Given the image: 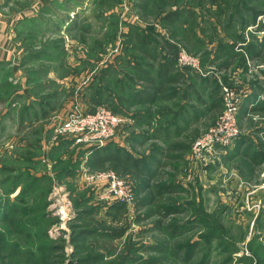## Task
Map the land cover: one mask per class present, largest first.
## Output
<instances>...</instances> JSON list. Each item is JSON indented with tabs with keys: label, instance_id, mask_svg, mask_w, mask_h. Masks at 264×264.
I'll list each match as a JSON object with an SVG mask.
<instances>
[{
	"label": "rangeland",
	"instance_id": "1",
	"mask_svg": "<svg viewBox=\"0 0 264 264\" xmlns=\"http://www.w3.org/2000/svg\"><path fill=\"white\" fill-rule=\"evenodd\" d=\"M147 2L143 12L141 0H0V18L6 24L12 20L2 52H18L15 64L0 63V206L14 208L10 223L0 220V264H264V194L239 193L226 180L230 172L218 166L228 147L194 149L224 110L222 87L244 97V81L264 76V58L254 63L245 51L264 24V0ZM187 11L195 24L185 20ZM172 12L177 16L167 19ZM76 20L84 21L85 29L73 35L69 28ZM141 33L149 43L140 47L155 50L156 59L158 49L171 43L168 60L178 70L214 78L221 105L191 142L181 138L184 158L178 155L181 162L163 169L162 176L149 178L152 171L142 175L141 169L125 165L81 167L83 146L92 151L113 141L127 144L128 138H122L126 126H119L102 147L77 144L71 135L56 134L58 122H44L45 106L54 101L49 93L62 90L67 96L64 87L73 85L67 96L72 107L64 115L74 108L83 113L107 109L99 104L81 108L80 97H87L94 72L110 61L118 75L124 74L120 54L133 48L132 34ZM228 45L241 57L225 69L230 64ZM76 55L83 58L76 80L66 76L60 85L48 79L49 71L66 74V64ZM181 56L192 59L194 67L185 68ZM237 127L240 131L238 120ZM67 139L74 148L62 146ZM109 172L126 179L133 190V199L118 209L111 207L119 200H103L104 181L84 180V174ZM219 179L224 183L219 185ZM150 183L151 192L162 185L165 190L152 196L151 205L140 206L149 194L144 185ZM210 183L219 187L215 190Z\"/></svg>",
	"mask_w": 264,
	"mask_h": 264
},
{
	"label": "crops",
	"instance_id": "2",
	"mask_svg": "<svg viewBox=\"0 0 264 264\" xmlns=\"http://www.w3.org/2000/svg\"><path fill=\"white\" fill-rule=\"evenodd\" d=\"M189 14L192 13L187 11L185 20L188 19L191 24H195V20H191L195 19L194 15ZM78 20H76L77 24L72 21L73 24L69 28L73 35L84 32L85 26L82 23L84 21L80 23ZM11 21L9 19L6 24V20L0 18V63L8 61L15 64L18 60V52L13 54L12 48L7 54L2 52V46L8 37L5 36L6 30L12 24ZM93 27L95 26L90 28ZM259 34L251 35V38L254 36L256 40L258 39V42H255L254 38V43L250 45L251 54H248V59L254 63L264 58V47L260 46L263 35L259 36ZM138 35L132 34L131 40L129 39V44L131 46L132 43L133 48L125 50V54H120L119 62L124 74L121 72L118 75L116 66H113V61H110L97 74L94 72L92 82H96L90 83L87 97L84 100L80 97L79 103L81 108L85 109H93L98 104L103 105L112 113L122 116L126 121L124 124L127 129V132L122 134V138H128L127 144L115 141L113 143L118 144L124 153L141 160V171L150 166L153 177L157 176L156 174L162 176L163 169L175 168L177 163L181 162L178 156L183 153V148L178 146L181 138L187 137L191 142L199 131L208 127V120L215 116L212 113L214 111L216 113L218 106L221 105L220 91L214 78H207L190 70H178L171 63V59L168 60L170 57L167 51L173 47L171 43L166 42V48L163 46V50L158 49L160 59H156L155 50L150 52L140 47V45L144 46V43H149L146 34ZM228 46L226 48H229L230 52L225 56L229 57L230 64L224 66L225 69L241 57L240 53L234 52L233 47ZM6 47L4 44V48ZM133 55L137 58L134 63L130 58ZM73 59L70 64H66L69 68L66 74L58 76L49 71L48 79L60 85H62V78L66 76H68L67 81L76 80L74 77H77L76 74L79 75L76 70L80 67L83 58L76 55ZM148 63H151V66ZM147 80L150 82L148 83ZM244 85L245 96L237 116L241 132L228 150L222 153L221 166L218 168L221 167V171L228 169L231 175L227 176L226 180L229 178V183L236 185L239 193L243 191L242 193L264 194V179L261 176L263 172L261 170H264V76L251 82L244 81ZM64 88L67 90V96L69 91H73V85L71 89L68 86ZM58 95L61 96L60 100ZM67 96L63 95L62 90L57 95L49 93L50 100L54 101L45 106L47 113L43 114L44 122L48 123L51 120L58 122L64 119V112L70 106L72 107V104H68ZM58 101L59 104H57ZM216 104L217 107H215ZM71 140H61L62 146L74 148ZM87 149L84 146L81 148L82 157L79 159L81 167L86 165L89 168V162L97 153ZM182 155L184 158L185 154ZM141 173L143 175V171ZM215 183L210 185L216 190L220 184L224 183V180L219 179L218 186ZM190 185L192 187V182Z\"/></svg>",
	"mask_w": 264,
	"mask_h": 264
},
{
	"label": "built area",
	"instance_id": "3",
	"mask_svg": "<svg viewBox=\"0 0 264 264\" xmlns=\"http://www.w3.org/2000/svg\"><path fill=\"white\" fill-rule=\"evenodd\" d=\"M263 35V32H260ZM181 62L185 68L191 69L193 60L181 56ZM185 65H189L188 67ZM223 112L217 124L198 140L194 149L206 148H227L240 135L237 127V116L243 102V96L235 93L227 87H222ZM126 121L105 108L95 113H83L75 108L59 120L56 126V134L71 135L77 144H84L87 147H102L114 139L116 130ZM88 183H99L104 181L106 187L103 200L116 199L122 204L129 203L133 199V190L126 179L117 177L114 173L107 174H84Z\"/></svg>",
	"mask_w": 264,
	"mask_h": 264
},
{
	"label": "trees",
	"instance_id": "4",
	"mask_svg": "<svg viewBox=\"0 0 264 264\" xmlns=\"http://www.w3.org/2000/svg\"><path fill=\"white\" fill-rule=\"evenodd\" d=\"M142 2H144L145 4L142 5L141 9L143 12L146 11V8L148 7V2L147 0H141ZM189 15H193V14H189ZM173 16H177V14L173 13L169 14L166 16V18H174ZM169 24H174L173 22H170ZM256 32L260 33L263 32V40L260 43V46L262 48V45L264 47V24H261L260 27L256 30ZM256 34V33H253ZM252 34V35H253ZM254 40V36L252 37ZM258 42V39L256 40L255 38V42ZM250 45V44H249ZM247 45L245 46V51L247 52V54H251L250 53V46ZM147 82L149 83L150 81L147 80ZM94 152H96L97 154H95L96 156H94L93 159H91V161L89 162V167L91 169H95L98 168L99 166H107L113 169H120L122 168L121 166H127V167H133L134 169H136V171H140V167L137 166V164H139L141 162V160H137L134 157H131L129 154L124 153V151L120 148L117 147V145L112 144V143H108L106 146H104L102 149H95L93 150ZM150 167V166H149ZM149 167H145V170H143V174L144 171H152L149 172L147 176H149V178L153 177V170ZM149 168V169H148ZM142 172V171H141ZM170 183V182H168ZM145 187L143 188L145 191H149L148 196H145L146 198H142L141 202H140V206H149L152 204L151 199L152 196H159L163 194V191L165 190L163 187V185L161 186L160 189L157 190V192H151V189H153L152 184H146L144 185ZM170 191V190H168ZM147 197H150V199H147ZM125 204L122 203H116L114 204L113 207H111L112 209H118L121 206H124ZM171 206L169 208H166V212L171 211ZM177 208V207H176ZM173 209V208H172ZM14 212V208L13 206H9V209L6 207H1L0 206V220H2L3 222H11L12 220V216H10V213ZM173 212V211H172Z\"/></svg>",
	"mask_w": 264,
	"mask_h": 264
}]
</instances>
